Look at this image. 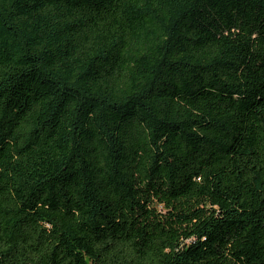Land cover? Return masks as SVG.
Segmentation results:
<instances>
[{
    "label": "trees",
    "instance_id": "obj_1",
    "mask_svg": "<svg viewBox=\"0 0 264 264\" xmlns=\"http://www.w3.org/2000/svg\"><path fill=\"white\" fill-rule=\"evenodd\" d=\"M0 264H264V0H0Z\"/></svg>",
    "mask_w": 264,
    "mask_h": 264
}]
</instances>
